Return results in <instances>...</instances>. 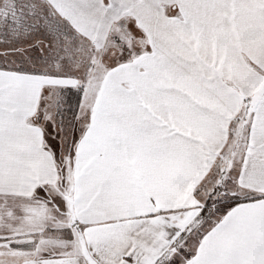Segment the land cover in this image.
<instances>
[{
  "label": "snow or ice",
  "instance_id": "snow-or-ice-1",
  "mask_svg": "<svg viewBox=\"0 0 264 264\" xmlns=\"http://www.w3.org/2000/svg\"><path fill=\"white\" fill-rule=\"evenodd\" d=\"M0 264H264V0H0Z\"/></svg>",
  "mask_w": 264,
  "mask_h": 264
}]
</instances>
